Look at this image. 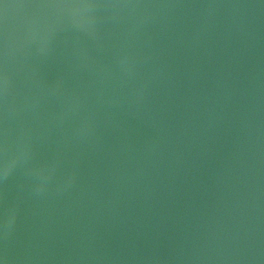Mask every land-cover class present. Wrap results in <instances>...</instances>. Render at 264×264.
I'll return each instance as SVG.
<instances>
[{"label": "water", "instance_id": "obj_1", "mask_svg": "<svg viewBox=\"0 0 264 264\" xmlns=\"http://www.w3.org/2000/svg\"><path fill=\"white\" fill-rule=\"evenodd\" d=\"M0 264H264V0H0Z\"/></svg>", "mask_w": 264, "mask_h": 264}]
</instances>
